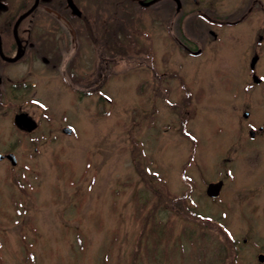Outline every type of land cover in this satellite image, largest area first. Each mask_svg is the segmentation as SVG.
<instances>
[{
  "label": "rangeland",
  "instance_id": "rangeland-1",
  "mask_svg": "<svg viewBox=\"0 0 264 264\" xmlns=\"http://www.w3.org/2000/svg\"><path fill=\"white\" fill-rule=\"evenodd\" d=\"M102 10L79 42L78 83L40 64L5 70L0 155L16 163L0 161V264H260L264 39L255 84L251 42L233 31L222 47L199 37V56L188 57L171 39L194 44L174 34L164 9L155 21L130 4L126 25L109 31ZM188 29L177 33H206ZM126 37L133 48L121 56L115 43ZM19 82L33 87L11 95ZM19 114L33 133L14 128Z\"/></svg>",
  "mask_w": 264,
  "mask_h": 264
},
{
  "label": "flooded vegetation",
  "instance_id": "flooded-vegetation-1",
  "mask_svg": "<svg viewBox=\"0 0 264 264\" xmlns=\"http://www.w3.org/2000/svg\"><path fill=\"white\" fill-rule=\"evenodd\" d=\"M90 2L92 6L95 5L93 8L91 6V9H95L94 18L92 14L91 18H86L83 13L85 9L83 0H0V105L3 86L5 81H9L5 77V70L19 62L28 70L33 69L35 64H40L45 69L63 72L73 84L78 83L76 60L79 57V42L82 35H87L85 32L89 30L87 26L90 19L93 20V29L97 30L95 13L103 9L105 18L100 26H103L105 31H109L107 28L112 29V25L125 26L130 4L136 5L138 9H150L151 13L156 14L155 21H161L158 11L164 9L167 17L163 21L171 27L174 34H179L194 44L189 48L175 38L171 39L174 46L188 57L199 56L202 49L200 38L206 42L211 38L216 46L222 47L223 41L233 39L229 37L224 39V32L233 31L236 38L234 41L241 42L243 47L246 42H251L252 57L247 68L251 78L255 77L253 71L257 62L256 52L262 50L260 47H263L264 39V0H90ZM183 25L187 29L190 26L191 30L195 26L199 27L206 33L200 35L195 31L190 32V35H183L181 32L182 36L177 31L178 26ZM108 36L112 37L113 32L110 31ZM253 58L256 60L254 66L250 68V61ZM17 86L23 91L32 88L33 84L22 82L11 84L8 89L11 95L16 94ZM11 98L15 100V97ZM244 115H246L244 118L248 116L247 113ZM16 116H13L12 123L17 131L25 135L35 131L37 124L31 118L35 123V129L29 133L19 130L14 124ZM248 130L254 131L253 126L249 125ZM257 131L260 132L261 128H257ZM3 154L2 156H5L10 152ZM216 182H221V190L222 181L210 183Z\"/></svg>",
  "mask_w": 264,
  "mask_h": 264
},
{
  "label": "water",
  "instance_id": "water-1",
  "mask_svg": "<svg viewBox=\"0 0 264 264\" xmlns=\"http://www.w3.org/2000/svg\"><path fill=\"white\" fill-rule=\"evenodd\" d=\"M255 58H253L251 61H250V68H252L254 66V63H255ZM252 81L254 83H259L260 80L257 79L256 77H252ZM246 116V115H244ZM14 124L15 126L23 131V132H31L35 129V123L28 117H26L25 115L23 114H19L17 115L15 118H14ZM63 133L64 134H69L70 131L68 129H64L63 130ZM2 159V157L0 156V160ZM5 159L9 162V164L11 166H14L15 165V158L13 155L11 154H8L5 156ZM220 187H221V182H216V183H210L206 186V189H205V194L206 196L209 198V199H215L218 194H219V190H220ZM257 259V262L260 263V264H264V255H257L256 257Z\"/></svg>",
  "mask_w": 264,
  "mask_h": 264
},
{
  "label": "trees",
  "instance_id": "trees-1",
  "mask_svg": "<svg viewBox=\"0 0 264 264\" xmlns=\"http://www.w3.org/2000/svg\"><path fill=\"white\" fill-rule=\"evenodd\" d=\"M116 45H118L117 47H116V50H117V52H118V54L119 55H121L122 56V54H125V52L126 51H128V50H130V49H132L133 47H132V43H131V38H129V37H126L125 39H124V42L122 43V42H118V43H115ZM113 51V50H112ZM115 51V50H114ZM116 52V51H115ZM197 216V215H196ZM197 218L199 219V220H202V218H200V217H198L197 216ZM224 234V233H223ZM225 235V234H224ZM226 237V236H225ZM224 239H227V237L226 238H224ZM228 240V239H227ZM230 241V240H229Z\"/></svg>",
  "mask_w": 264,
  "mask_h": 264
}]
</instances>
